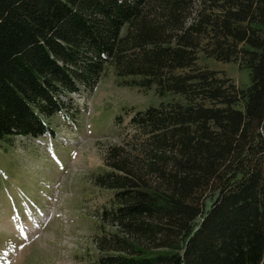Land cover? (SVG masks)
<instances>
[{
  "label": "trees",
  "instance_id": "trees-1",
  "mask_svg": "<svg viewBox=\"0 0 264 264\" xmlns=\"http://www.w3.org/2000/svg\"><path fill=\"white\" fill-rule=\"evenodd\" d=\"M109 71L168 102L114 118L94 264H264V0H0V148L75 127Z\"/></svg>",
  "mask_w": 264,
  "mask_h": 264
},
{
  "label": "rangeland",
  "instance_id": "rangeland-1",
  "mask_svg": "<svg viewBox=\"0 0 264 264\" xmlns=\"http://www.w3.org/2000/svg\"><path fill=\"white\" fill-rule=\"evenodd\" d=\"M199 65L242 89L250 85L249 72L236 64L201 57ZM75 99L83 110L75 127L55 118V136L0 148V264H94L96 210L109 197L93 178L105 170L106 147L118 143L114 118L124 107L168 102L154 91L118 88L112 71L91 96Z\"/></svg>",
  "mask_w": 264,
  "mask_h": 264
}]
</instances>
